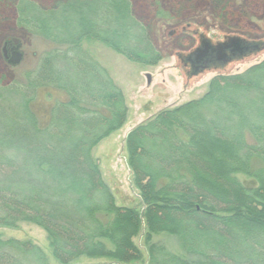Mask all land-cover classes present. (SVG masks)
Returning <instances> with one entry per match:
<instances>
[{"label": "trees", "instance_id": "trees-1", "mask_svg": "<svg viewBox=\"0 0 264 264\" xmlns=\"http://www.w3.org/2000/svg\"><path fill=\"white\" fill-rule=\"evenodd\" d=\"M17 25L49 44L0 101V227L43 228L61 264L80 257L148 264H264V60L213 77L199 98L160 111L126 137L140 206L121 205L94 148L127 121L122 88L84 48L99 41L129 61L164 54L131 0H15ZM200 46L182 57L198 74L258 52L262 41ZM46 91L51 103L39 108ZM58 93L60 96L53 97ZM2 96L0 92V97ZM237 174L254 179L243 183ZM176 236L184 256L155 242ZM0 264H49L31 240L0 237Z\"/></svg>", "mask_w": 264, "mask_h": 264}, {"label": "rangeland", "instance_id": "rangeland-1", "mask_svg": "<svg viewBox=\"0 0 264 264\" xmlns=\"http://www.w3.org/2000/svg\"><path fill=\"white\" fill-rule=\"evenodd\" d=\"M51 0H41L49 4ZM136 17L149 25L150 33L164 58L155 66H144L129 61L109 46L86 40L85 50L103 67L122 88L129 107L126 123L117 131L103 139L93 150L99 159L105 181L117 197L118 204L140 206V196L133 182V175L127 163L126 137L141 123L157 113L174 108L189 100L201 97L208 89L210 80L219 74H236L247 70L264 60V48L256 53L234 58L225 65L209 68L198 74H189L182 57L201 46L207 40V47L239 38L244 41L264 40V0H131ZM15 0H0V88L14 81L22 80L32 70L49 44L41 37L17 25ZM8 37L21 42L24 54L18 65H9L3 58V44ZM0 101L7 107L12 100L5 99L0 89ZM45 90L38 97V106L48 107L52 98ZM60 96L54 93L53 97ZM239 180L251 184L254 179L237 174ZM146 228L134 239L143 253L141 261L129 264H148L145 242ZM0 237L31 240L40 246L49 264H61L52 254L46 231L33 223L21 222L15 227H0ZM155 242H160L177 255L184 256L180 240L173 235L157 234ZM112 259L80 257L69 264H105Z\"/></svg>", "mask_w": 264, "mask_h": 264}, {"label": "flooded vegetation", "instance_id": "flooded-vegetation-1", "mask_svg": "<svg viewBox=\"0 0 264 264\" xmlns=\"http://www.w3.org/2000/svg\"><path fill=\"white\" fill-rule=\"evenodd\" d=\"M12 37H8L6 39V41H4V44H3V48H2V52H3V58L4 60L9 64V65H12L9 63V59L11 58V55L14 51H20L22 54L23 52L21 51V42L19 41L17 44L12 40L10 39ZM207 40H202L201 42V45L202 46H205L207 47V43L209 42H206ZM5 45H6V48H5ZM219 46V45H218ZM217 46V47H218ZM5 48V49H4ZM23 58H24V54H23Z\"/></svg>", "mask_w": 264, "mask_h": 264}, {"label": "water", "instance_id": "water-1", "mask_svg": "<svg viewBox=\"0 0 264 264\" xmlns=\"http://www.w3.org/2000/svg\"><path fill=\"white\" fill-rule=\"evenodd\" d=\"M12 39L16 44L19 42V40L17 38H10ZM231 41H233L234 43H239V44H245V41L239 38H232ZM212 47L211 45H208V48ZM6 48V45H5ZM4 48V49H5ZM222 48L221 45L218 46V49L220 50ZM23 60V54L20 51H14L11 55V58L9 59V63L12 65H18L22 62Z\"/></svg>", "mask_w": 264, "mask_h": 264}]
</instances>
